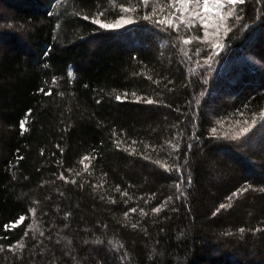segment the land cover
I'll return each instance as SVG.
<instances>
[{
  "label": "trees",
  "instance_id": "trees-1",
  "mask_svg": "<svg viewBox=\"0 0 264 264\" xmlns=\"http://www.w3.org/2000/svg\"><path fill=\"white\" fill-rule=\"evenodd\" d=\"M259 3L214 80L141 3L112 32L109 0H0V264H264Z\"/></svg>",
  "mask_w": 264,
  "mask_h": 264
},
{
  "label": "rangeland",
  "instance_id": "rangeland-1",
  "mask_svg": "<svg viewBox=\"0 0 264 264\" xmlns=\"http://www.w3.org/2000/svg\"><path fill=\"white\" fill-rule=\"evenodd\" d=\"M137 2L141 3L143 9H145L142 19L143 22L159 23L161 27L166 28L169 25L161 24L159 21L162 19H170L174 28H182L180 31L183 35V38H181L182 43L189 46L184 48V56H203L204 64L208 63L211 65V68H214L212 72L214 80L218 70L223 71L220 72V75L227 77L229 74L232 75L234 73L237 66L244 64L243 62H240V64L228 63V60L232 57H230L228 53L231 43L227 44V37L230 34L232 25L237 22L236 20L239 17L237 13L240 11L236 10L237 4L233 6L228 3V0H220V4L215 5L214 0H208V11L204 13L202 0L199 8L196 7L194 0L190 2L188 12H182V5L178 0H109L113 8L119 11V15L111 21H101L100 25L115 24L119 21L121 23V27L119 28H103L112 32H123L127 30L137 21L138 14L135 5L138 4ZM259 5L261 6L259 7L258 17L262 14L261 10L264 11V4L259 3ZM124 9H129V11H124ZM194 10L200 12L204 21L208 24L206 30L201 27V20L193 16ZM229 11L234 12V14L227 15ZM182 15L184 16L183 23L181 22ZM221 16H224L225 19L221 20ZM123 20H130L131 23L125 24ZM244 30H246V28H244ZM185 40L189 41V43H184ZM217 45H223V47L221 48ZM195 46L198 47L197 50H194ZM190 49L192 53H190ZM240 54L244 62H253L255 60V58H252L249 54H242L241 51ZM261 114L264 116V111ZM257 119L258 117L256 116L251 119L231 118L227 122H233L231 128L238 134L241 133L244 128H252ZM87 161L85 160V166L88 164Z\"/></svg>",
  "mask_w": 264,
  "mask_h": 264
},
{
  "label": "snow or ice",
  "instance_id": "snow-or-ice-1",
  "mask_svg": "<svg viewBox=\"0 0 264 264\" xmlns=\"http://www.w3.org/2000/svg\"><path fill=\"white\" fill-rule=\"evenodd\" d=\"M178 2L182 5V12H188L189 11V4H190V2H193V0H178ZM194 2L196 4V7L199 8L200 3H201V0H194ZM202 3H203V12L204 13H207V11H208V0H202ZM228 3L230 5H233L234 6V5L238 4V3L239 4H243L244 3V0H228ZM214 4L215 5H219L220 4V0H214ZM124 11H129V9H124ZM233 14H234V12H232V11H229L227 13V15H233ZM193 16L195 18L201 20V27L206 30L207 27H208V24L204 21L201 13L194 10L193 11ZM85 18L87 19V17H85ZM220 19L223 20V19H225V17L224 16H221ZM94 22L100 23V21L98 19L95 20ZM159 22L161 24H168L169 26H172V21L170 19H162ZM181 22L182 23L184 22V16L183 15L181 16ZM123 23L127 24V23H131V21L130 20H123ZM101 27H104V28H119V27H121V23L118 21L115 24H101ZM184 43H189V41L185 40ZM217 46L218 47H221V48L223 47V45H217ZM45 94L50 95L51 93L50 92H47ZM117 99H120V97H117ZM146 102L147 103H152L153 101L148 100ZM25 122L26 121H22L21 122V127H23V125H24ZM247 131H248V129L247 128H244V129H242L241 133H238L237 135H241V134H243V133H245ZM85 159H87V158H85ZM157 163H159V162H157ZM244 191H247V189H244ZM224 207H225V205H223V204L220 205V208H224ZM159 210L160 209H154V211H159ZM131 211H135V209H132ZM218 211H219V209H218ZM125 215H127V213H125ZM23 220H24V217H20L19 221H17L16 224H13L12 227L18 226L20 223L23 222ZM5 227H8V225H5ZM241 231H243V229H241ZM18 246L22 247V245H18Z\"/></svg>",
  "mask_w": 264,
  "mask_h": 264
}]
</instances>
